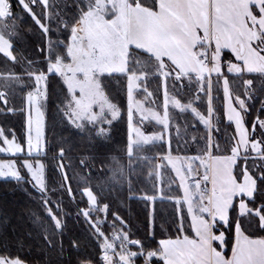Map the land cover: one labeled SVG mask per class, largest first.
I'll return each mask as SVG.
<instances>
[{
  "label": "trees",
  "instance_id": "1",
  "mask_svg": "<svg viewBox=\"0 0 264 264\" xmlns=\"http://www.w3.org/2000/svg\"><path fill=\"white\" fill-rule=\"evenodd\" d=\"M24 1L46 28V33L36 26L18 0H8L10 16L4 21V37L12 46L14 60L9 61L0 54V128L6 139L14 140L24 150V96L33 89V76H45L46 97L41 108L44 153L38 156H27L25 152L13 157L0 155V161L40 162L44 169L45 191L39 192L25 173L21 180H0L1 259L22 264H102V243L120 226L127 239L136 243L131 248L140 255L135 258L136 264L142 263L146 255H155L159 241L193 239L186 211L181 204L178 209L172 201L180 197L179 191L176 188L164 190L162 185L163 197L157 198L154 180L157 171L151 167L157 157L167 153L174 157L208 153L212 157L230 155L236 138L232 125L226 123L224 117L222 80H226L233 96L245 102L248 109L243 117L248 141H256L261 147L257 157L239 158L234 165L235 179L240 182L243 173H249L255 181V190L251 200L238 199L230 209L229 220L222 226L223 255H230L237 225L250 239L264 238L257 216H238L236 211L237 203L245 201L251 211L258 212L264 219V131L257 122L264 121V76L229 74L226 63L232 61V56L223 52L220 75L211 77L210 89L207 81L196 92V83L187 85L185 81L175 82L174 76L167 78L166 92L177 101L186 105V98H192L194 91L197 93L198 102L193 107L204 117H208L210 103L211 140H208V130L192 123L193 118L187 113L183 114L184 125L179 121L176 124L184 135L195 136L192 143L187 142V138L178 142L171 136L169 148L153 145L149 153L133 151L129 156L128 76L143 75L148 91L161 103V76L155 74L153 66L147 69L158 62L143 52L130 49L126 73L100 78L109 102L120 112L118 121L108 127L105 136L98 135L96 127L74 130L61 118V108L69 102V97L58 76L48 74L49 67L57 62V57L68 59L72 29L86 13L97 10L107 20L114 16L112 0H52L47 8L37 0L33 4ZM131 4L146 6L145 0H131ZM45 13L49 15L47 21ZM166 66L172 74L173 70ZM84 191L94 197L95 208L90 207Z\"/></svg>",
  "mask_w": 264,
  "mask_h": 264
},
{
  "label": "rangeland",
  "instance_id": "2",
  "mask_svg": "<svg viewBox=\"0 0 264 264\" xmlns=\"http://www.w3.org/2000/svg\"><path fill=\"white\" fill-rule=\"evenodd\" d=\"M18 2H20L23 10L33 19L36 26L42 32L46 33V28L32 15L27 3L24 0H18ZM28 2L33 4L34 0H28ZM37 2L44 8H47L49 3L53 1L37 0ZM8 16H10L8 0H0V54L9 61H13L14 58L11 53L12 46L4 37V21ZM47 16L49 18V15L45 13V21L48 19ZM94 21L91 23V28L96 32H91V29L87 31L85 28L83 31L79 26L73 27L72 35L74 36V46L72 55L70 57L68 56V59L57 57V62L54 65H50L48 74H56L58 76L69 97V102L64 105L63 109L61 108V118L63 121L69 124L74 130H82L85 127H96L97 134L105 136L109 132L108 127L118 121L120 112L109 102L102 90L100 78L108 75V73L119 75L127 71L126 67L129 62V54L125 49L118 50V47H113L115 39L113 34L109 33L105 37L100 38L99 33H97V29L99 28L98 20L94 19ZM203 23L202 43L206 45L207 39L209 38L214 52L213 40L215 37L211 40V32L215 36L216 30L218 31L216 37L220 42V47L213 53L211 73L203 68L204 75L207 76L208 89L211 86V81L208 78L209 75L212 77L220 75L222 64L220 62L222 53L220 50L226 49L231 44L229 34L232 36H236L237 34L241 36L244 33L246 39L242 44L239 42L238 45L237 42V47L239 49L242 47V49L246 50L248 46L250 52L252 54L255 53V55L249 56V59L244 60L245 63L242 65L229 66L228 73L238 74L245 72L264 76V0H213L208 5ZM207 28L209 34L206 38ZM102 41L108 44V46L105 47ZM257 52L259 55L256 54ZM81 58H84L83 63L81 62ZM151 66L156 69L155 74L157 76L161 74L164 67V65L158 63V65H150L147 69L152 68ZM171 75L174 76L175 82L180 83L173 73ZM8 78L11 79L13 77L9 76ZM32 78L33 82L31 84L33 89L29 90L24 96L25 150L16 144L14 140L6 139L4 131L0 128V155L2 156L13 157L22 155L24 151L27 156H38L44 153V118L41 108L46 97L45 76L35 75ZM144 80L145 77L143 75L131 74L128 76V154L131 153L132 156L133 151H136L138 154H143L144 152L149 153V151L153 150L151 149L153 145H163L169 148L171 136L177 141H182L185 140L184 138H187V142L192 143L195 140V136L184 135L183 132L181 133L179 131L176 124L179 121L184 125V116L187 113L193 118L192 123H196L201 128L208 130V140H211L210 130L212 129V123L210 103L208 102V117H204L193 107L198 102L196 92L200 91L204 81L196 83L197 90L196 92L194 91L192 98H186L188 102L186 105L173 97V100L170 102L171 107H163L162 102L156 101L151 92L148 91ZM186 83L187 85L190 84V82ZM221 85L224 117L225 107L227 106V115L229 119L234 117L235 120H232L236 125V130L233 128L236 144L230 149V155L213 158L208 153L204 156H178L176 159H167L166 156L170 155L167 153L163 157H157L155 165L151 167L154 171H157L156 176L154 174V180L156 179L155 188H158L157 198L163 197L160 192L162 185L164 186V190L176 188L178 191L180 190L179 186H182L184 189L182 179L190 178V180H193L197 172L207 177L209 180V189L207 191H204L194 181L192 182V188L194 189L190 188V190L192 192L195 190L196 195L194 196L195 200L190 201L189 204L192 208L188 207V209L192 215H196L197 219L207 220L211 226H214V220L228 222L230 209L236 200H251L253 198L255 181L249 173H243L240 182H238L233 175V168L239 158H246V156L254 158L261 151L258 142L251 143L248 141V133L244 127V121H242L244 119L243 114L248 109L246 108L245 102L237 98V96L232 95L226 80H222ZM164 91L165 96H167L168 93L163 88L162 96ZM208 99L210 100L209 92ZM262 106L264 109V103ZM168 107L170 111L167 109ZM165 108L166 111H163ZM177 117L181 118L178 119ZM258 126L264 131V121H258ZM171 129L173 132L170 131ZM165 137L168 140H165ZM147 158L149 157L145 159ZM167 160H170V162L168 163ZM23 173L31 179L39 192L43 193L45 191L44 169L40 162L0 161V180H21ZM109 174L111 176L113 175L112 172ZM150 174L152 175V173ZM163 180H165V183ZM201 189L202 191L199 192ZM84 195L90 207L95 208L96 201L92 194L89 191H84ZM150 201H153V199ZM175 202L178 203L177 200ZM180 206L177 205V208L179 209ZM182 208L186 210L184 205ZM236 211L238 216H247L252 213V215L257 216L261 220V223L264 224V219L258 212L251 211L246 206L245 201H239L237 203ZM190 218L191 220H195L194 216H190ZM122 228L123 226H120L110 238L104 239L101 254L102 264H136L135 258L140 255L131 251V248L135 247L136 243L127 239ZM236 228H239V226L237 225ZM222 239L224 237L218 238V242L221 244L223 243ZM159 245V253L165 257V260L171 263H178L180 259H184L188 264H214V259L220 260L221 258L212 251L213 249L208 244L202 248L198 245L197 247L196 243L188 240L175 242L163 240ZM173 248L184 251V253L181 252L183 254L182 258L179 259L177 255H173ZM189 249L196 250L197 252H192L190 255L188 253ZM157 255H146L140 264H153ZM0 264L22 263L16 260L0 258ZM215 264L217 263L215 262Z\"/></svg>",
  "mask_w": 264,
  "mask_h": 264
},
{
  "label": "crops",
  "instance_id": "3",
  "mask_svg": "<svg viewBox=\"0 0 264 264\" xmlns=\"http://www.w3.org/2000/svg\"><path fill=\"white\" fill-rule=\"evenodd\" d=\"M211 1L213 0H145L146 6L143 7L140 5L131 4V0L124 2L123 0H112L111 10L114 16L111 19L107 20L97 10H93L86 13L76 26L82 28L83 31L84 28L87 29V31L91 29L92 32L93 30L91 28V23L94 21V19H97L99 25L97 33H99L100 38L105 37L109 33L113 34L115 37L113 47H118V50L125 49L128 54L130 49L143 52L152 59L156 60L159 64L164 65L160 74L162 88L164 90L165 80L173 76L168 71L166 65H168L173 70V73L178 80L193 83L207 81V76L204 75V70L198 61V57L204 53L205 49V44L201 41L204 28L203 18ZM208 34L209 32L207 28L206 38L208 37ZM216 35H218L217 30L215 36L211 32V40H213L215 37L213 40V48L215 50L220 47V42L217 40ZM229 35L231 44H229L226 49L220 50L222 52L220 62L223 63V52H228L232 56V61L226 63L227 68H230L231 66L242 65L247 59H249V56L255 55V53L252 54L250 52L248 46L246 47V50L242 49V47L241 49L237 47V42L239 45V42L242 44L246 39L244 33H242L241 36L238 34L236 36H232L231 34ZM73 37L74 36L72 35L70 39V45L68 49L69 57L73 52ZM103 44L105 47L108 46V44H105L104 42ZM256 54L259 55L258 52ZM81 62H84V58H81ZM124 73H126V71L121 74ZM114 74L115 73H108V75ZM229 74L233 76H238L241 74L257 75L254 73L245 72ZM165 95L166 94L164 91L162 96V106L171 107L170 102L173 100V97L172 95H169V93L167 96ZM169 107L167 109L170 111ZM164 110L166 111V108L163 109V111ZM225 119L227 120V123L231 124L236 130L235 122L232 120L234 117H232V119L230 118V120L229 116L227 115V106L225 107ZM242 121H244V119ZM164 139L168 140L167 137ZM166 158L176 159L177 157L167 155ZM167 161L168 163L170 162V160ZM182 181L184 189L182 186H179L181 190V192L178 190L180 197L176 200L178 203H181L182 206L184 205L186 209L185 211L187 212L189 218L193 239L182 237L181 239L169 241L175 242L179 240H188L196 243V246L198 245L202 248L208 244V246L213 249L212 251L221 257L220 260L214 259V264L215 262L217 264H264V238L250 239L242 233L240 228L236 227L234 230V244L232 246L230 255L229 257H225L223 255L224 247H222L223 245L218 242V238L224 237L222 226H225L227 222L225 223L220 222L219 220H214V226H211L210 222L207 220H199L196 218L195 214L192 215L188 207H191L189 205L190 201L195 200L194 196L196 195L195 190L194 192L190 190V188L194 189L192 188L193 180L187 178L185 180L182 179ZM200 191H202V189L199 190V192ZM172 201L175 202V200ZM175 203L180 205L177 202ZM189 215L191 217L194 216L195 220H191ZM259 222L260 227L262 228L264 224L261 223V220H259ZM222 241H224V239H222ZM160 242L161 241H159V243ZM159 251L160 245L156 253L158 255L154 259L156 264H188L186 261H184V259H180L183 256L181 252L184 253L182 250L174 249L172 251L173 255H177V257H179L180 261L178 263H171L165 260V257L159 253ZM192 252L195 253L197 251L192 249L188 250L190 255Z\"/></svg>",
  "mask_w": 264,
  "mask_h": 264
},
{
  "label": "built area",
  "instance_id": "4",
  "mask_svg": "<svg viewBox=\"0 0 264 264\" xmlns=\"http://www.w3.org/2000/svg\"><path fill=\"white\" fill-rule=\"evenodd\" d=\"M198 60H199V63L202 65V67H204L205 69H207L209 73H211L212 63H213V51H212V44L209 38L207 39L205 51L203 55L199 57ZM193 181L197 183L199 186H201L203 190L207 191L209 189L208 178L202 175L200 172H197L195 174Z\"/></svg>",
  "mask_w": 264,
  "mask_h": 264
},
{
  "label": "snow or ice",
  "instance_id": "5",
  "mask_svg": "<svg viewBox=\"0 0 264 264\" xmlns=\"http://www.w3.org/2000/svg\"><path fill=\"white\" fill-rule=\"evenodd\" d=\"M258 122V121H257ZM247 123H249V124H253L254 122L253 121H248ZM129 155L131 156V153H129ZM153 211H154V209H153ZM262 230H264V226H262Z\"/></svg>",
  "mask_w": 264,
  "mask_h": 264
}]
</instances>
